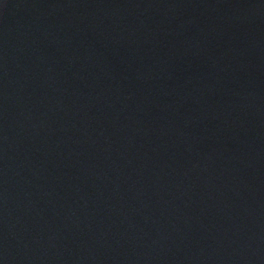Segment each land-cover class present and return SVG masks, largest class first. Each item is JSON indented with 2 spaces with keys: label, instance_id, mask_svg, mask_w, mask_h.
<instances>
[{
  "label": "water",
  "instance_id": "water-1",
  "mask_svg": "<svg viewBox=\"0 0 264 264\" xmlns=\"http://www.w3.org/2000/svg\"><path fill=\"white\" fill-rule=\"evenodd\" d=\"M0 264H264V0H0Z\"/></svg>",
  "mask_w": 264,
  "mask_h": 264
}]
</instances>
